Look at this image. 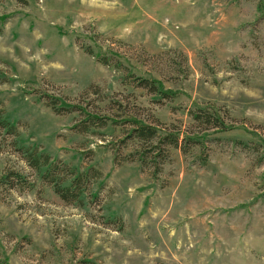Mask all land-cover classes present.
Here are the masks:
<instances>
[{"label":"rangeland","instance_id":"374dc122","mask_svg":"<svg viewBox=\"0 0 264 264\" xmlns=\"http://www.w3.org/2000/svg\"><path fill=\"white\" fill-rule=\"evenodd\" d=\"M75 105L113 120L79 133ZM208 108L234 129L200 133ZM0 113L18 147L96 175L68 204L0 131V264H264L263 0H0ZM137 119L179 137L159 169Z\"/></svg>","mask_w":264,"mask_h":264},{"label":"trees","instance_id":"16d2710c","mask_svg":"<svg viewBox=\"0 0 264 264\" xmlns=\"http://www.w3.org/2000/svg\"><path fill=\"white\" fill-rule=\"evenodd\" d=\"M264 1V0H263ZM90 54H93L89 52ZM106 58H100V62L103 64H107ZM137 86L144 90H148L151 94L160 96L163 98L168 97L166 93L158 89L157 84L147 79H136ZM49 106L53 109L56 114H60L63 112L62 110H69V108L63 107L64 109L59 108L61 106V101L55 100L50 101ZM78 107H72L71 109L78 110L83 116L84 121L82 124L85 125L82 128L78 125L79 133H86L92 127L104 128L107 125L108 121H112L111 118H102L99 113L90 112L86 107L84 108L82 105ZM194 121H196L200 127V133L215 131L218 133H225L228 131H232L234 126L228 125L225 122V118L221 116L218 110L214 108L208 109H198V111L192 114ZM127 121L126 123H129ZM117 124V123H116ZM131 126V130L128 131L127 139L131 141L139 140L142 142L143 150L139 153L137 152V156L139 160H141L143 166H152L155 169H159L161 164L169 158V150L170 149H178L180 148V140L178 135L167 134L165 137H159V128L158 125H148L145 122L141 121V119H137L131 121L129 123ZM0 131L4 132L5 135L13 136L14 140L12 142L13 147L16 152L22 153L23 159L26 161L29 168L35 171L37 174L41 176V178L48 182L50 185L54 186V190L56 194L66 203L74 204L77 202H81L82 197L86 194L87 188L84 186L85 182H91V179H96V175L92 173L93 170L90 169L87 173L77 174V171L65 170L61 171L59 165H53L51 163L50 157L45 154L39 153L36 149H27L18 147L17 139L19 137V133L17 131V125H13L7 120L4 119L3 113H0ZM0 133V134H1ZM193 144L198 143L194 141L193 138H187L185 144ZM184 145L183 152L184 154L188 152V149ZM2 152L0 148V153ZM63 176V178H60ZM70 179V180H69ZM69 180L70 185L64 186L65 182ZM26 182V178H24L19 173L8 172L1 179V183L6 184L9 189H14L18 184H22Z\"/></svg>","mask_w":264,"mask_h":264}]
</instances>
